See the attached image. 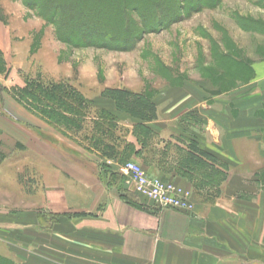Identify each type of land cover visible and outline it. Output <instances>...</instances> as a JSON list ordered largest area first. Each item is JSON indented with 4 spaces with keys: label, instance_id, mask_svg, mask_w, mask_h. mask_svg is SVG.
I'll return each instance as SVG.
<instances>
[{
    "label": "crops",
    "instance_id": "crops-1",
    "mask_svg": "<svg viewBox=\"0 0 264 264\" xmlns=\"http://www.w3.org/2000/svg\"><path fill=\"white\" fill-rule=\"evenodd\" d=\"M2 32L0 50L8 64L20 58L24 72L31 46L23 51L24 41ZM248 57L252 77L227 91L188 80L154 98H80V107L60 110L58 133L74 138L65 137L67 148L40 135L53 136L45 122L6 109L1 150L7 136L12 152L24 151L27 203L43 221L3 223L0 215V264H264V58ZM8 157L1 188L3 169L15 165ZM129 161L191 190L195 211L161 209L119 189L126 178L118 168Z\"/></svg>",
    "mask_w": 264,
    "mask_h": 264
},
{
    "label": "rangeland",
    "instance_id": "rangeland-1",
    "mask_svg": "<svg viewBox=\"0 0 264 264\" xmlns=\"http://www.w3.org/2000/svg\"><path fill=\"white\" fill-rule=\"evenodd\" d=\"M84 1L99 9L98 21L81 25V36L85 31L93 34L94 43L87 47L61 41L56 27L25 0H0L2 34L24 41L22 50L31 46L32 53L22 72L16 70L20 58L12 60L9 55V67L0 50V117L8 116L6 109L25 120L30 113L37 124H47L56 137L50 136L54 142L61 137L64 147L74 138L59 135V127L64 126L60 110H73L76 102L80 107V98H154L164 86L188 80L205 81L211 89L227 91L252 77L249 55L264 58V0ZM241 29L260 36L243 34ZM82 107L85 112L86 105ZM74 122L67 119V127ZM6 137H2L7 141L2 140L4 150L0 141V164L9 155L15 165L2 172L8 181L0 187L1 221L27 223L36 217L41 224L42 212L27 203L25 153L12 152ZM65 137L70 141L64 142ZM12 174L18 181H10ZM129 187L126 178L119 189ZM36 253L42 254V248Z\"/></svg>",
    "mask_w": 264,
    "mask_h": 264
},
{
    "label": "trees",
    "instance_id": "trees-1",
    "mask_svg": "<svg viewBox=\"0 0 264 264\" xmlns=\"http://www.w3.org/2000/svg\"><path fill=\"white\" fill-rule=\"evenodd\" d=\"M25 1L31 8L39 9V14L42 18L56 27V34L61 41L76 47H87L94 43L91 42V39H93L91 38L93 36L92 33L89 34V32L85 31V35L81 36V32L83 33L81 25L86 26L91 21H98L99 9L96 8V4H88L84 0ZM94 1L98 2V0ZM247 26L242 25L241 27L246 28ZM74 30H77V32H73ZM40 135L46 140L53 141L48 135L43 133H40Z\"/></svg>",
    "mask_w": 264,
    "mask_h": 264
},
{
    "label": "built area",
    "instance_id": "built-area-1",
    "mask_svg": "<svg viewBox=\"0 0 264 264\" xmlns=\"http://www.w3.org/2000/svg\"><path fill=\"white\" fill-rule=\"evenodd\" d=\"M127 178V184L141 197L153 202L158 208L172 209L191 214L195 211L193 193L172 181L152 178L136 161H129L119 167Z\"/></svg>",
    "mask_w": 264,
    "mask_h": 264
}]
</instances>
